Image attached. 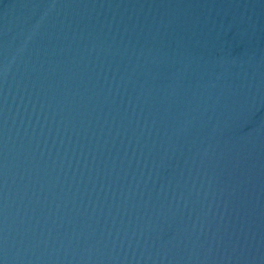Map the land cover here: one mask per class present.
Returning <instances> with one entry per match:
<instances>
[{
    "label": "water",
    "instance_id": "obj_1",
    "mask_svg": "<svg viewBox=\"0 0 264 264\" xmlns=\"http://www.w3.org/2000/svg\"><path fill=\"white\" fill-rule=\"evenodd\" d=\"M0 264H264V0H0Z\"/></svg>",
    "mask_w": 264,
    "mask_h": 264
}]
</instances>
